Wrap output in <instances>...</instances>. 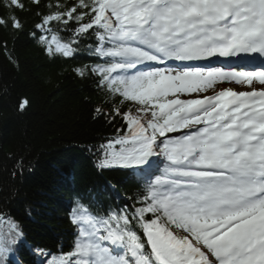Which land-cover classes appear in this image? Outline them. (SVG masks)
I'll return each instance as SVG.
<instances>
[{
  "label": "snow or ice",
  "instance_id": "snow-or-ice-1",
  "mask_svg": "<svg viewBox=\"0 0 264 264\" xmlns=\"http://www.w3.org/2000/svg\"><path fill=\"white\" fill-rule=\"evenodd\" d=\"M0 6L8 9L0 29L54 60L74 59L86 44L96 62L74 72L96 86L95 117L124 124L100 145L96 166L139 174L132 203L72 209L73 252L53 264H264V0ZM0 53L15 62L3 37ZM221 59L227 66H212ZM23 239L13 222L0 236V264H18Z\"/></svg>",
  "mask_w": 264,
  "mask_h": 264
},
{
  "label": "trees",
  "instance_id": "trees-1",
  "mask_svg": "<svg viewBox=\"0 0 264 264\" xmlns=\"http://www.w3.org/2000/svg\"><path fill=\"white\" fill-rule=\"evenodd\" d=\"M7 12L0 6V16ZM15 14L34 19L31 12ZM0 37L16 57L12 63L0 53V236L18 224L24 235L16 246L18 264H53L73 252L74 207L101 213L123 207L140 185L126 170L96 166L100 145L124 124L95 117L96 86L74 72L96 62L86 44L74 59L54 60L23 33L0 29Z\"/></svg>",
  "mask_w": 264,
  "mask_h": 264
}]
</instances>
